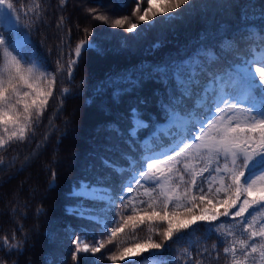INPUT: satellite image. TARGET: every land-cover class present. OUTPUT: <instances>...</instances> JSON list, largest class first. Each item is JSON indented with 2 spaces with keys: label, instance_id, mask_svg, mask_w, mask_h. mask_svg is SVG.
<instances>
[{
  "label": "trees",
  "instance_id": "obj_1",
  "mask_svg": "<svg viewBox=\"0 0 264 264\" xmlns=\"http://www.w3.org/2000/svg\"><path fill=\"white\" fill-rule=\"evenodd\" d=\"M12 1L25 9L33 8L39 2L40 19L27 16L32 27L30 40L33 53L43 58L47 72L55 74L56 82L52 86L53 96L49 98L43 116L28 139L0 149V156L4 157V164L0 165V244L4 237L9 243H14L24 240L27 235L22 254L9 256L5 248L0 251V259L4 264L17 261L18 264H74L71 253L76 246L72 240L84 233L88 235L83 244L95 247L99 241L104 247L94 255L81 253L79 264H114L108 259L110 255H118L126 247L140 248L135 245H144L149 236L158 243L163 242L161 233L167 224L148 219L152 209L148 206V198L143 195L145 188H151L148 183L143 186L132 184V192L121 194V184L131 177L111 173L101 162L102 157L106 158L121 165L125 173L134 175L135 164L129 167L122 154L129 160L133 155H140L135 148L129 150L131 142L126 131L118 136L107 127L118 125L126 130L129 127V109L140 98L147 99L146 105H140L145 119L150 118L154 124L166 120L160 105L166 102L174 85L170 80L161 82L155 75L150 77L149 72L156 66L166 63L171 66L173 62L181 61L187 64L192 59L203 64L206 70L210 69L209 75L229 80L233 67L240 59L250 58V52L258 50L261 45L264 0H192L174 21L143 31L135 39H130L126 46H122V42L125 37H131V33L94 20L96 13L89 14L87 10L97 9L98 13L114 20L131 16L136 0H123L126 7L120 6L122 0H66L63 6L60 0ZM147 7V0H141V14ZM157 7L160 5L154 0L153 8ZM132 22H136L135 18ZM86 28L94 33V38L103 44L105 51L103 55L95 51L85 52L84 59L69 79L67 66L63 64L72 57L77 43L85 38ZM0 31L10 37L16 36V32H10L3 25H0ZM154 43L157 46L153 47ZM58 61L62 71H57ZM2 62L0 58V64ZM172 71L170 67V74ZM117 76L130 77L132 82L125 79L118 84L108 83L109 77ZM47 80H51L50 75L44 78V82L37 83L46 89ZM101 85L104 87L101 88ZM117 87L124 89L119 95L115 92ZM220 87L224 88L223 82ZM64 88L70 89L72 95L63 97L61 90ZM193 110L194 102H190L189 111ZM195 111L202 112V109ZM151 131H141L140 136L145 140ZM158 142L165 143L164 140ZM182 164L183 158L181 168ZM204 166L201 162L197 170ZM53 170L56 181L54 186L49 187ZM105 174L111 175L117 190L114 194L123 197L115 205L117 222L109 227H119L123 222L121 216L143 217L144 223L140 224L137 220L135 231L129 222L115 237L108 232L102 233V225L97 223V219L108 215L107 207L101 209L91 200L78 201L71 196V190L78 186V181L94 180L96 176ZM208 175L204 173L205 178ZM185 179L190 181L191 176L185 173ZM186 186L181 184V190ZM202 186L207 191V185ZM216 187H219L218 183L213 185V193ZM194 194L200 195L195 190ZM208 198L213 199L219 211H223V206L216 204L212 194ZM218 198L223 199V193ZM123 200L129 201L126 209ZM80 203L96 207L101 215L91 219L74 215L68 206L77 207ZM202 207L204 205L198 202L194 213L201 214L199 209ZM40 208L43 212L38 213ZM156 211L165 214L161 206ZM173 211L180 214L173 218L174 223L177 219L191 218L184 209L176 210L169 206L167 213ZM217 223H223L221 234L232 232L234 235L227 236L221 243L216 232L209 234L207 225L201 224L191 237L171 243V251L156 259L166 264H197V261L200 264H231V254L226 256L223 248L230 246L233 240H247L248 233L243 231L239 218L233 221L221 217ZM260 223H264V210H260L257 216V229ZM256 242L259 243V239ZM213 245H216L215 249ZM237 255H240L239 252ZM115 264H123V261L118 260Z\"/></svg>",
  "mask_w": 264,
  "mask_h": 264
},
{
  "label": "snow or ice",
  "instance_id": "obj_2",
  "mask_svg": "<svg viewBox=\"0 0 264 264\" xmlns=\"http://www.w3.org/2000/svg\"><path fill=\"white\" fill-rule=\"evenodd\" d=\"M65 3L66 0H60L61 6ZM155 3L160 7L153 8L154 0H147L148 7L143 8L141 14V0H136L131 16L114 20L98 13L97 9L90 8L87 11L89 14L96 13L94 20L131 33L132 36L125 37L122 42V46H126L130 39H135L143 31L174 21L184 10V6L190 5L192 0H155ZM120 6L126 7L123 0ZM40 7L37 2L33 8L25 9L22 6L18 9L12 0H0V25L10 32L18 33L15 37H10L0 31V58L3 61L0 64V149H6L14 142L27 140L43 116L49 98L53 96L55 74L48 73L43 58L33 53L30 34L25 32L19 35L21 27L29 28L31 25H21L18 13L23 12L25 16L31 15L39 20ZM133 18L136 22H132ZM84 31L85 38L77 43L67 63L69 79L84 59L85 52L95 51L103 55L105 51L103 44L94 38L91 30L86 28ZM260 32L262 35L259 49L251 51L250 58H241L233 67L229 81L230 85L235 86L225 85L221 88L223 77L209 75L210 69L206 70L203 64L192 59L187 64L181 61L173 62L171 66L167 63L156 66L149 72L150 77L155 75L161 82L170 80L174 85L166 102L160 105L165 113L166 125L154 124L150 118H144L140 105H146L147 99L140 98L129 109V127L126 130L120 129L118 125L107 127V130L118 136L126 131L128 141L131 142L129 150L135 148L140 153L139 156L133 155L132 160L122 154V159L129 167L135 164L134 175L125 173L121 165L101 158L103 166L110 169L111 173L131 177L121 184L119 192H132V184L143 186L152 183L154 187L145 188L143 193L152 209L148 219L167 224L161 233L163 242L158 243L149 236L144 245H135L142 249L140 252L126 247L118 255H110L108 259L114 264L118 260L123 261V264H166L156 258L171 251V243L191 237L201 224L207 225L209 234L216 232L221 243H224L226 237L233 236L234 233H220L223 223L217 222L221 217L233 221L239 218L243 231L248 233L247 240H233L230 246L223 248L226 256L231 254V264H264V223L256 228L257 216L260 210H264V27ZM155 46L156 43L153 44ZM57 63V71H62L59 61ZM170 67L173 68L171 74ZM186 68L189 70L184 71ZM49 75L51 80L46 81V89L40 87L37 82H44V78ZM125 79L132 82L130 77L117 76L109 77L108 83L118 84ZM123 91L119 87L115 89L117 95ZM61 93L63 97L72 95L68 88L62 89ZM190 102H194L193 111H189ZM195 109H202V112H196ZM146 129H152L147 142L140 136V132ZM158 140H164L165 143L161 144ZM201 162L205 166L197 170ZM3 164L4 157L0 156V165ZM185 173L191 176L190 181L185 179ZM204 173L209 174L207 178ZM55 181L56 172L53 170L49 187L54 186ZM216 183L219 187L213 193V185ZM181 184L187 186L181 190ZM203 184L207 185V191ZM194 190L200 195H195ZM116 191L111 175L105 174L96 176L94 180L78 181V186L70 193L78 201L91 200L101 209L107 207L108 215L98 218L97 223L102 225V233L108 232L112 237L122 232L129 222L133 231L137 228V220L140 224L144 223L143 217L128 215L120 217L123 222L119 227H109L117 222L115 205L118 199H123L122 196L114 194ZM222 193L224 198L219 199ZM210 194L216 199V204L223 206V211H219L213 204V199L208 198ZM123 202L125 209L128 208L129 201ZM198 202L204 207L199 209L201 214L196 215L194 210L198 207ZM158 206L165 211L164 215L156 211ZM169 206L176 210L184 209L191 218L177 219L174 223L173 218L180 214L177 211L168 214ZM132 210L136 211L135 206ZM37 212H43V209H37ZM73 214L85 219L101 215L96 207H88L83 203L78 204ZM87 235L84 233L72 240V244L76 246L71 253L74 264H79L81 253L90 252L94 255L104 247L99 241L96 242L98 246L84 243L81 247ZM12 239L15 241V233ZM257 239L259 243L256 242ZM26 242V234L24 240L14 243H9L8 238L4 237L0 251L6 248L9 256L13 253L22 254ZM215 248L216 245H213V249ZM238 252L240 255H237ZM0 264H4L2 259ZM14 264H18V261ZM197 264L200 262L197 261Z\"/></svg>",
  "mask_w": 264,
  "mask_h": 264
},
{
  "label": "rangeland",
  "instance_id": "obj_3",
  "mask_svg": "<svg viewBox=\"0 0 264 264\" xmlns=\"http://www.w3.org/2000/svg\"><path fill=\"white\" fill-rule=\"evenodd\" d=\"M13 2V1H12ZM14 3V2H13ZM14 5H15V3H14ZM15 7L16 8H18V9H20V8H22V6H17V5H15ZM19 14V22H20V24L21 25H30V22L28 21V19H27V16H25L24 14H23V12H20V13H18ZM31 29H32V27H29V28H23V27H21V29H20V32H19V35H23L25 32H28L29 34H30V37H31ZM16 35H18V33H16ZM75 49V48H74ZM74 52V51H73ZM66 57H68V56H66ZM61 63H63V61H61ZM67 63H68V61L65 63L64 62V64H63V66L64 67H66L67 66ZM223 83H224V87H225V85H230V81H226L225 79H223ZM231 86H234V85H230V87ZM62 94V93H61ZM160 125H166V121H164L163 123H160ZM167 129H166V127H165V131H166ZM149 140V138L147 137L146 139H145V141L147 142ZM182 159V158H181ZM147 186H149V187H151V188H153L154 187V185L152 184V183H148L147 184ZM107 199V198H106ZM76 208V206H69V209L70 210H74ZM93 218H97V217H93ZM81 247H83V243H81V245H80ZM142 249L141 248H136V249H133V251L134 252H140ZM145 255H147V253L145 252Z\"/></svg>",
  "mask_w": 264,
  "mask_h": 264
}]
</instances>
